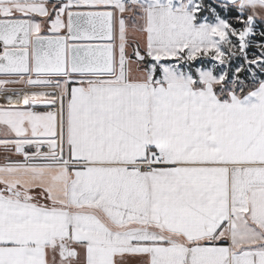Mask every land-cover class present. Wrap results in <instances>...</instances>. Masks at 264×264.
Instances as JSON below:
<instances>
[{"label":"snow or ice","instance_id":"snow-or-ice-1","mask_svg":"<svg viewBox=\"0 0 264 264\" xmlns=\"http://www.w3.org/2000/svg\"><path fill=\"white\" fill-rule=\"evenodd\" d=\"M0 264H264V0H0Z\"/></svg>","mask_w":264,"mask_h":264}]
</instances>
